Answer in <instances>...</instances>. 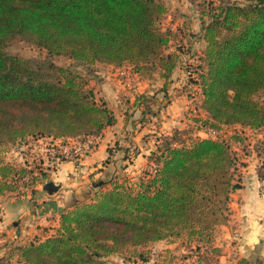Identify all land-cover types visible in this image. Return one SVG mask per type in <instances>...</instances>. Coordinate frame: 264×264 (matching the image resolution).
Listing matches in <instances>:
<instances>
[{
	"label": "trees",
	"instance_id": "16d2710c",
	"mask_svg": "<svg viewBox=\"0 0 264 264\" xmlns=\"http://www.w3.org/2000/svg\"><path fill=\"white\" fill-rule=\"evenodd\" d=\"M247 1L223 3L211 9L210 23L203 20L206 119L196 121L199 130H264V0ZM166 11L158 0H0V144L97 136L117 121L85 76L51 60L11 55L12 40L25 38L49 56L67 55L85 66L130 65L138 75L144 71L139 64L154 59L166 85L180 61L163 53L170 32L161 31L159 20ZM255 151L261 159L259 145ZM149 161L155 168L139 182L113 179L110 190L101 187L90 201L65 210L53 235L7 247L0 263L119 264L110 257L180 237L199 255L219 258L216 227L228 221L231 194L241 188L230 143L190 137ZM13 171L0 159V195L20 189L17 180L26 171ZM258 175L264 180V162Z\"/></svg>",
	"mask_w": 264,
	"mask_h": 264
},
{
	"label": "rangeland",
	"instance_id": "374dc122",
	"mask_svg": "<svg viewBox=\"0 0 264 264\" xmlns=\"http://www.w3.org/2000/svg\"><path fill=\"white\" fill-rule=\"evenodd\" d=\"M158 1L163 3L167 8L166 13L159 20V27L163 33L170 32V43L163 50V53L164 55L175 54L180 57V61L176 73L172 75L171 80L166 85L158 71L155 72V67L157 68L160 65L159 62H154V59H151L147 63L139 64V66L142 65L141 67H143L144 71L137 77L144 81L142 85L144 93L141 95L138 93L135 97L143 106L144 113L158 116L159 119L162 113L163 115L167 114V108H169V127L166 128L165 134L157 137L160 144H158L156 154L169 143L175 146H182L189 142L190 137L194 138L199 135L203 138L207 137L202 133L199 134L200 128L195 124L197 123L196 121L202 122L206 119V113L201 108L202 98L199 88L200 75L206 70L203 63V56L206 51V42L203 36V20L205 24L210 23L211 17L209 13L211 9L223 3H237L240 5L248 3L247 0ZM6 51L11 55L25 59L51 60L59 67L68 68L85 77L107 67L101 63L85 66L70 59L67 55L49 56L45 49L21 37L12 40L7 45ZM124 71H128V69ZM132 72L137 74V67L133 68ZM168 91L170 93L169 96ZM179 97L184 98L188 107L182 114L173 112L170 108ZM96 99L101 102L97 97ZM153 103L156 105L155 107L151 106ZM177 108L175 106V110ZM217 138L230 143L237 162V182L239 181L240 168L252 164L259 169L264 162V130L253 132L247 128L243 130L240 126H225L218 132ZM240 138L243 141L238 143L236 139ZM57 145L62 146L60 143L55 144L49 138L43 137H29L14 145L0 144V159L6 164H13V174L18 172L23 173L21 172L22 170L26 171L25 177L17 180L20 186V189L16 192L18 196L25 195L27 192L23 194V191L26 187L40 181L42 173H44L42 170V159L52 147L56 148ZM255 145H259L261 151H263L261 159L257 158ZM154 168L152 165L146 171H153ZM125 177L121 175V179ZM143 177L144 175H142ZM137 182V180L132 181V184ZM111 188L112 186H108L105 190H110ZM98 191L93 190L92 199L98 194ZM7 195L9 193L3 196ZM13 221V218L8 219L6 217L4 198L0 197V259L5 256L7 247L16 249L22 245L16 235L20 227L19 225L15 227ZM238 225L239 223L235 222L229 215L228 221L216 227L214 247L220 250L219 258L216 257L217 255L213 256L211 253H209V256L206 253L199 255L195 248H191L193 246L187 244L186 238L180 237L151 243L137 249L128 248L121 254L110 257V260L119 264H217V260L219 264H253V262L264 264V260L256 255L254 259H251L240 248L242 239L235 237L233 232L237 229ZM54 233L55 231H51L49 228H40L37 234H34L33 237L31 236V239L33 241L44 239ZM140 254L143 255V258L139 257ZM203 257L208 259V263L205 262ZM13 264H16V262H13Z\"/></svg>",
	"mask_w": 264,
	"mask_h": 264
},
{
	"label": "crops",
	"instance_id": "0c3cea01",
	"mask_svg": "<svg viewBox=\"0 0 264 264\" xmlns=\"http://www.w3.org/2000/svg\"><path fill=\"white\" fill-rule=\"evenodd\" d=\"M102 65L107 67L86 77L96 97L114 112L115 125L103 131L101 141L79 164L67 161L54 167L48 151L42 159V174L45 176L26 187L23 191V194L27 192L25 195H0L4 198L6 217L13 218V225L20 227L16 235L22 245L32 242L31 236L37 234L40 228L51 231L58 228L61 214L79 203L90 201L93 190L106 189L113 179H119L121 175L139 182L146 169L152 166L149 157L157 152L160 144L157 137L165 134L169 127V108L167 114L162 113L159 119L144 113L143 106L135 97L144 93V81L132 72L133 68L130 65ZM126 69L128 71H124ZM177 69L178 66L173 74ZM151 106L156 105L153 103ZM170 108L182 114L188 107L184 98L179 97ZM240 128L246 130V127ZM49 140L55 144H67L69 141ZM50 183H53L51 188ZM238 183L241 188L232 192L230 201V217L239 223L233 232L235 237L242 239L240 248L251 259L256 255L264 260V180L260 179L258 168L251 164L240 168Z\"/></svg>",
	"mask_w": 264,
	"mask_h": 264
},
{
	"label": "built area",
	"instance_id": "2783aa9c",
	"mask_svg": "<svg viewBox=\"0 0 264 264\" xmlns=\"http://www.w3.org/2000/svg\"><path fill=\"white\" fill-rule=\"evenodd\" d=\"M201 98L203 99V94L201 87ZM199 134H204L207 137L217 139L218 132L212 129H202L199 130ZM103 133L97 136H89L85 138L72 139L69 138L67 144L57 145V147H52L49 150V158L54 167L59 166L60 164L70 161L75 164H79L82 158L96 146L99 141H101ZM201 137V135H199ZM203 138V137H202Z\"/></svg>",
	"mask_w": 264,
	"mask_h": 264
},
{
	"label": "water",
	"instance_id": "95a60500",
	"mask_svg": "<svg viewBox=\"0 0 264 264\" xmlns=\"http://www.w3.org/2000/svg\"><path fill=\"white\" fill-rule=\"evenodd\" d=\"M100 185H102V184H100ZM52 186H53V183H50L49 188H51ZM15 225H17V224H15Z\"/></svg>",
	"mask_w": 264,
	"mask_h": 264
}]
</instances>
